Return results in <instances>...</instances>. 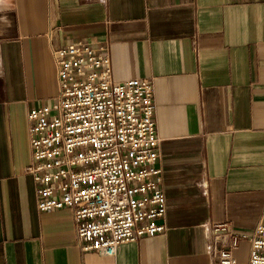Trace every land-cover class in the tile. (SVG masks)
<instances>
[{"label": "crops", "instance_id": "crops-1", "mask_svg": "<svg viewBox=\"0 0 264 264\" xmlns=\"http://www.w3.org/2000/svg\"><path fill=\"white\" fill-rule=\"evenodd\" d=\"M77 41L107 44L116 81L154 82L166 230L115 256L83 251L68 209L40 212L26 171L28 112ZM219 222H264V0H0V264H216Z\"/></svg>", "mask_w": 264, "mask_h": 264}, {"label": "built area", "instance_id": "built-area-1", "mask_svg": "<svg viewBox=\"0 0 264 264\" xmlns=\"http://www.w3.org/2000/svg\"><path fill=\"white\" fill-rule=\"evenodd\" d=\"M58 89L27 115L40 212L68 209L83 251L115 256L120 245L166 230V197L156 130L154 82L116 81L107 44L69 43L53 53ZM207 250L236 264L250 242L249 264H264V222L252 234L212 223Z\"/></svg>", "mask_w": 264, "mask_h": 264}]
</instances>
